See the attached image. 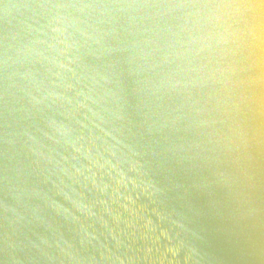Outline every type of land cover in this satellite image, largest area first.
<instances>
[{
	"label": "clouds",
	"instance_id": "9594fccd",
	"mask_svg": "<svg viewBox=\"0 0 264 264\" xmlns=\"http://www.w3.org/2000/svg\"><path fill=\"white\" fill-rule=\"evenodd\" d=\"M247 7L235 0H32L5 6L6 14L15 9L30 15L0 34V193L6 197L0 200V264L131 261L105 246L96 249L99 260L85 257L84 239L77 247L34 230L30 200L39 193L31 178L67 173L42 137L79 152L83 146L76 143L87 130L93 141H114L110 150L138 155L125 143L133 116L139 127L157 132L182 121L189 128L219 123L220 150L242 165L247 186L260 190L264 129L253 122L264 115V37ZM69 121L80 125L76 140ZM167 251L175 256L179 249Z\"/></svg>",
	"mask_w": 264,
	"mask_h": 264
},
{
	"label": "water",
	"instance_id": "95a60500",
	"mask_svg": "<svg viewBox=\"0 0 264 264\" xmlns=\"http://www.w3.org/2000/svg\"><path fill=\"white\" fill-rule=\"evenodd\" d=\"M31 2L0 0V34L23 24L30 15L15 9L6 14L5 6ZM69 122L74 129L71 138L76 140L80 125ZM83 135L76 143L83 146L79 152L70 144L42 137L67 173H37L31 178L39 193L30 200L36 232L62 237L77 247L84 239L81 254L97 260L96 249L105 246L131 258L130 264H224L203 227L179 124L164 132L148 131L133 116L125 143L138 155L126 148L110 150L114 141H93L87 130ZM0 200H6L2 193ZM89 237L95 238L90 244ZM169 247L178 248V253L173 256Z\"/></svg>",
	"mask_w": 264,
	"mask_h": 264
},
{
	"label": "bare ground",
	"instance_id": "6f19581e",
	"mask_svg": "<svg viewBox=\"0 0 264 264\" xmlns=\"http://www.w3.org/2000/svg\"><path fill=\"white\" fill-rule=\"evenodd\" d=\"M235 2L252 6L244 12L264 37V4L260 0ZM253 123L264 129V115ZM179 125L203 227L223 263L264 264V185L260 190L250 189L242 165L220 150L222 125L189 128L188 121Z\"/></svg>",
	"mask_w": 264,
	"mask_h": 264
}]
</instances>
